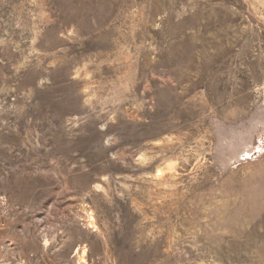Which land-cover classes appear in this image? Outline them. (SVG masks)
<instances>
[{
  "label": "rangeland",
  "instance_id": "obj_1",
  "mask_svg": "<svg viewBox=\"0 0 264 264\" xmlns=\"http://www.w3.org/2000/svg\"><path fill=\"white\" fill-rule=\"evenodd\" d=\"M0 264H264V0H0Z\"/></svg>",
  "mask_w": 264,
  "mask_h": 264
}]
</instances>
